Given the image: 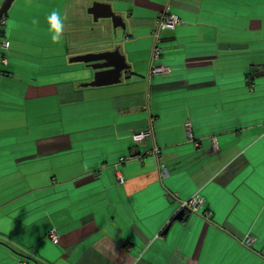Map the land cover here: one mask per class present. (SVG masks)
<instances>
[{"label": "crops", "instance_id": "obj_1", "mask_svg": "<svg viewBox=\"0 0 264 264\" xmlns=\"http://www.w3.org/2000/svg\"><path fill=\"white\" fill-rule=\"evenodd\" d=\"M163 12L172 71L149 79ZM3 20L0 264H264V0H13ZM115 48L120 83L84 87L69 60Z\"/></svg>", "mask_w": 264, "mask_h": 264}, {"label": "water", "instance_id": "obj_2", "mask_svg": "<svg viewBox=\"0 0 264 264\" xmlns=\"http://www.w3.org/2000/svg\"><path fill=\"white\" fill-rule=\"evenodd\" d=\"M13 0H5L0 8V20L8 10ZM87 13L93 17V21L97 22L99 19H107L112 22L113 28H121L124 30L125 26L121 17L114 14L111 7L104 4H93L91 8L87 10ZM70 63H82L93 74V80L84 84V87H103L112 86L120 83L122 73L129 69L124 56L119 52L118 48L113 51H106L100 53H90L85 55H79L71 58ZM183 211L180 212L181 215Z\"/></svg>", "mask_w": 264, "mask_h": 264}, {"label": "built area", "instance_id": "obj_3", "mask_svg": "<svg viewBox=\"0 0 264 264\" xmlns=\"http://www.w3.org/2000/svg\"><path fill=\"white\" fill-rule=\"evenodd\" d=\"M180 23V19L172 14H169L168 12H163L159 15V17L155 21V29L152 32V38H153V48L151 52V58H150V64L148 69V78L151 79L152 77H166L168 76L172 69L168 66L159 64V60L161 58V38H160V32L161 31H167V30H173L178 24ZM5 21L1 20L0 25H4ZM9 47V44L5 40L0 39V51H6ZM0 64L2 66L7 65V56L2 53L0 56ZM188 133V129H187ZM151 129L147 128L146 130L136 133L133 135L132 139L137 144H143L146 138L151 137ZM148 154H158V151L156 149H153L152 151L148 152ZM127 160V158L120 159V163H124ZM119 183H123V180L120 178ZM202 204V201L197 197H191L187 201H183L179 205L180 211H189V212H196L200 205ZM206 219H208L209 215L206 214L204 216ZM48 237L53 243H57L58 236L55 234V232H50L48 234ZM255 239L252 236H246L243 240V244L247 248H251L254 245ZM18 264H27L25 261H20Z\"/></svg>", "mask_w": 264, "mask_h": 264}, {"label": "clouds", "instance_id": "obj_4", "mask_svg": "<svg viewBox=\"0 0 264 264\" xmlns=\"http://www.w3.org/2000/svg\"><path fill=\"white\" fill-rule=\"evenodd\" d=\"M49 21L52 25V28L55 30L52 40L59 41L63 32V21L60 12L53 11L49 16ZM33 23H36V21L34 20Z\"/></svg>", "mask_w": 264, "mask_h": 264}, {"label": "rangeland", "instance_id": "obj_5", "mask_svg": "<svg viewBox=\"0 0 264 264\" xmlns=\"http://www.w3.org/2000/svg\"><path fill=\"white\" fill-rule=\"evenodd\" d=\"M0 39L6 41V39H5V38H2V37H1ZM7 52H8V49H7L6 51H0V54L4 53V54L8 57ZM3 67H4V66H2V65L0 64V69H2Z\"/></svg>", "mask_w": 264, "mask_h": 264}, {"label": "trees", "instance_id": "obj_6", "mask_svg": "<svg viewBox=\"0 0 264 264\" xmlns=\"http://www.w3.org/2000/svg\"><path fill=\"white\" fill-rule=\"evenodd\" d=\"M4 19V16L1 18V20H3ZM1 20H0V22H1Z\"/></svg>", "mask_w": 264, "mask_h": 264}]
</instances>
